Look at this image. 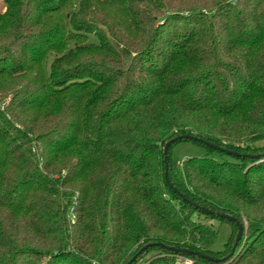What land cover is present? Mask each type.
Here are the masks:
<instances>
[{"label": "trees", "instance_id": "16d2710c", "mask_svg": "<svg viewBox=\"0 0 264 264\" xmlns=\"http://www.w3.org/2000/svg\"><path fill=\"white\" fill-rule=\"evenodd\" d=\"M2 4L0 264H264V0Z\"/></svg>", "mask_w": 264, "mask_h": 264}, {"label": "rangeland", "instance_id": "374dc122", "mask_svg": "<svg viewBox=\"0 0 264 264\" xmlns=\"http://www.w3.org/2000/svg\"><path fill=\"white\" fill-rule=\"evenodd\" d=\"M4 10L5 8L3 7L2 0H0V12H4ZM263 144L264 140L255 143L256 146H262ZM205 152L206 151L202 146L182 141L172 147L170 157L173 163L180 164L186 158L192 156H203ZM213 158L219 159L216 154L213 155ZM259 158H261V154ZM211 223L216 229V238L210 244L209 249L212 251H221L231 234V226L226 222H219L215 220L211 221Z\"/></svg>", "mask_w": 264, "mask_h": 264}, {"label": "water", "instance_id": "95a60500", "mask_svg": "<svg viewBox=\"0 0 264 264\" xmlns=\"http://www.w3.org/2000/svg\"><path fill=\"white\" fill-rule=\"evenodd\" d=\"M179 139H191V140H195V141H199V142H202L216 150H221V151H224L225 153L227 154H230V155H233V156H239L240 154L236 151H233V150H229V149H225L223 147H220L218 145H214L210 142H207L201 138H198L196 136H193V135H178L174 138H172L171 140L167 141L164 146H163V161H164V179H165V182L168 184V186L172 189L173 192H177L176 189L174 187H172V184L169 182V179H168V176H167V164H166V157H167V148L168 146L170 145L171 142L175 141V140H179ZM252 158H259L260 157V154H255V155H250ZM186 202H188L189 204H191L194 208H200L202 211L204 212H210V210L206 209V208H202V207H199L198 205H196L195 203L189 201L188 199L184 198L181 194H179ZM225 217H227L229 220H232L235 222V224L237 225V233H236V236L234 238V242H233V245L230 249V252L228 253V255L225 257V258H222V259H218V258H213L209 255H206V254H200L201 257L205 258V259H208L210 261H214V262H218V261H222L228 257H230L234 250H235V247L239 241V238L241 236V233H242V225L233 217H229V216H226L224 215ZM146 246H144L140 251L137 252V254H139L144 248H146ZM170 250L176 252V253H179V254H188L190 251L187 250V249H177V248H173V247H170L169 248ZM136 255L132 256L130 260H128L126 262V264H131L133 262V260L135 259Z\"/></svg>", "mask_w": 264, "mask_h": 264}, {"label": "built area", "instance_id": "2783aa9c", "mask_svg": "<svg viewBox=\"0 0 264 264\" xmlns=\"http://www.w3.org/2000/svg\"><path fill=\"white\" fill-rule=\"evenodd\" d=\"M173 264H193V260L184 255H177Z\"/></svg>", "mask_w": 264, "mask_h": 264}]
</instances>
